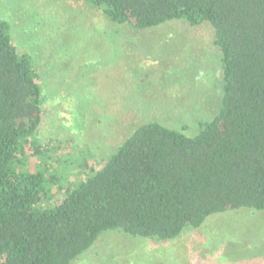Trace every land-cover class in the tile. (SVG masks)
<instances>
[{"label": "trees", "instance_id": "1", "mask_svg": "<svg viewBox=\"0 0 264 264\" xmlns=\"http://www.w3.org/2000/svg\"><path fill=\"white\" fill-rule=\"evenodd\" d=\"M86 1L134 28L210 24L221 105L192 136L140 124L60 196L59 179L39 162L41 74L0 17V264H71L108 230L168 241L217 213L264 211V0Z\"/></svg>", "mask_w": 264, "mask_h": 264}, {"label": "rangeland", "instance_id": "2", "mask_svg": "<svg viewBox=\"0 0 264 264\" xmlns=\"http://www.w3.org/2000/svg\"><path fill=\"white\" fill-rule=\"evenodd\" d=\"M0 17L41 74L39 162L59 179L60 196L140 124L192 136L221 105V55L208 23L134 28L86 0H0ZM71 264H264V211L217 213L168 241L108 230Z\"/></svg>", "mask_w": 264, "mask_h": 264}]
</instances>
